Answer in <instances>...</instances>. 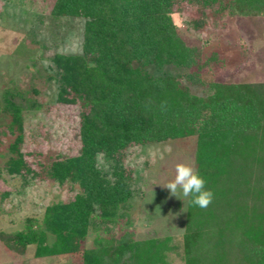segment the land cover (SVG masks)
Here are the masks:
<instances>
[{"label":"trees","instance_id":"16d2710c","mask_svg":"<svg viewBox=\"0 0 264 264\" xmlns=\"http://www.w3.org/2000/svg\"><path fill=\"white\" fill-rule=\"evenodd\" d=\"M184 10L193 12L189 24L196 32L216 28L224 15L264 21V0H52V17L83 20L80 52L51 58L55 101L78 111L79 153L51 157L33 170L18 150L27 107L5 90L7 126L17 136L0 174L76 182L80 192L48 205L36 228L0 231L8 251L23 254L34 245L35 257L80 252L81 264H264V77L215 80L226 69L222 51H198L181 38L171 14ZM168 66L183 73H162ZM209 73L213 78L203 81ZM196 85L205 95L191 92ZM193 133V164L213 202L202 209L187 199L179 236L121 241L107 232L86 247L89 227L113 228L129 203L128 150Z\"/></svg>","mask_w":264,"mask_h":264},{"label":"rangeland","instance_id":"374dc122","mask_svg":"<svg viewBox=\"0 0 264 264\" xmlns=\"http://www.w3.org/2000/svg\"><path fill=\"white\" fill-rule=\"evenodd\" d=\"M52 0H0V166L10 156L17 132L8 124L12 114L4 108L5 90L26 106L20 114L18 150L33 170L51 157H72L79 153L78 111L75 106L55 101L57 83L51 64L54 54H77L81 49L82 19L54 18ZM193 12L171 14L181 38L196 50L207 47L222 51L224 69L214 79L226 83H256L264 77V21L260 16L224 15L214 29L194 31L189 24ZM162 73L182 74L183 70L164 67ZM213 78L205 74L203 81ZM203 96L202 87L190 86ZM195 134L164 142L131 147L124 166L132 174L131 198L120 209L113 228L89 227L85 246L94 238L110 233L116 240H135L153 234L179 236L183 231L186 201L170 195L163 184L175 174L177 163L193 164ZM96 163L102 166L100 156ZM194 165V164H193ZM80 192L76 182L47 181L32 177L0 174V231L22 230L30 223L40 225L44 209L53 203L67 202ZM52 236L47 234L50 243ZM35 246L23 254L8 251L0 242V264H81V253L34 256ZM173 264H180L174 261Z\"/></svg>","mask_w":264,"mask_h":264},{"label":"clouds","instance_id":"9594fccd","mask_svg":"<svg viewBox=\"0 0 264 264\" xmlns=\"http://www.w3.org/2000/svg\"><path fill=\"white\" fill-rule=\"evenodd\" d=\"M170 195H178L188 199L189 202L200 208H207L214 199V192L206 187V179L191 163H177L174 177L161 185ZM179 199V198H178Z\"/></svg>","mask_w":264,"mask_h":264}]
</instances>
